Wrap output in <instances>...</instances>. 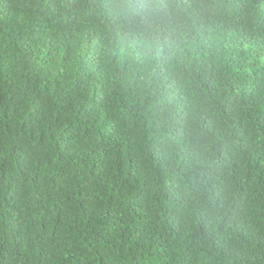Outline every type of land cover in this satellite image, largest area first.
<instances>
[{"label": "trees", "instance_id": "1", "mask_svg": "<svg viewBox=\"0 0 264 264\" xmlns=\"http://www.w3.org/2000/svg\"><path fill=\"white\" fill-rule=\"evenodd\" d=\"M0 264H264V0H0Z\"/></svg>", "mask_w": 264, "mask_h": 264}]
</instances>
